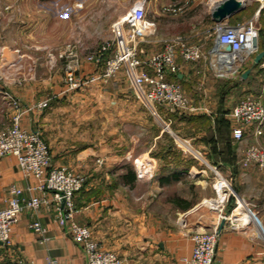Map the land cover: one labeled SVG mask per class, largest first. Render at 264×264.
Instances as JSON below:
<instances>
[{"label": "crops", "instance_id": "0c3cea01", "mask_svg": "<svg viewBox=\"0 0 264 264\" xmlns=\"http://www.w3.org/2000/svg\"><path fill=\"white\" fill-rule=\"evenodd\" d=\"M218 1L220 0H208V15L210 8ZM251 3L254 8L249 16L256 18L257 26L264 35V29H261L264 28V7L259 9L258 4L251 1L244 10L237 14L241 15L249 11ZM237 14L230 17L228 21ZM56 19L55 16L54 20ZM38 26L39 28H0V88L2 91L18 94L22 101L28 104L48 96H63L62 62L55 58L52 60L53 65L51 62L40 61L41 56L44 59L47 52L52 54L51 50L54 49L57 53L62 48L61 28ZM70 37L74 39L72 31ZM69 43L76 44L77 41L71 40ZM156 43L157 40L153 37L149 42L141 44L140 54L146 56L161 50L162 45L155 50ZM81 45L78 44L77 49L83 57L89 50L97 48L100 44L89 47L84 43V48ZM18 48L25 50L19 52ZM178 63L181 65L180 73L176 76H169V79L178 82L183 90L187 89L189 92L191 90V85H188L190 79L210 70L207 62L184 64L179 59ZM46 67L50 72L46 70ZM249 68L250 72L244 79L241 78V74L246 69H241L238 83L243 84L244 91L248 94L251 92V86L255 82L259 83L257 98L260 100L263 98L262 103L264 104V88L258 66ZM123 77L124 80L127 79ZM18 80L24 85L21 89L11 85ZM103 85L105 83L100 86L102 89L95 87L86 90L85 95L92 96L95 93V96L105 98L104 101L118 96L122 105H125L127 100L136 98L133 91L113 92L104 89ZM103 100V103H107ZM126 107L115 106L117 115L123 113ZM142 107L133 105L132 108L134 113H138L134 117L133 128L137 129L139 136L145 133L146 123L147 128L155 127L156 129L159 124L156 121H159L160 114L164 117L163 119L168 120L169 123L164 125L168 127L171 124L177 127L186 125L188 128L195 129L208 123L212 126V123L217 121V116H214L212 120L204 115L179 117L161 106H159L160 109L157 106L156 108L150 106V110H144ZM61 108V104L54 103L43 112L37 113L36 116L29 114L23 121V126L41 129L43 139L49 145L55 166H67L78 172L83 171L89 174L82 190L74 196V220L90 228L94 240L100 244L101 248L115 252L122 260V264H180L182 257L190 256L193 245L190 238L192 232L201 227L210 229L219 224L217 216L208 217L197 205L198 200L204 197L207 187L202 180L205 171L201 165L194 166L196 165L194 160L197 158L193 156L192 162L182 153L177 155L170 154V152L163 155L136 153L132 155L136 159L131 163L128 158L129 153L126 151L105 153L91 145L79 146L77 142L71 139L63 140L61 136L60 128L63 125L58 119V112L62 111ZM106 109H100L98 112H109L110 107ZM144 111L151 116H146L147 113ZM228 111L227 108L225 113ZM11 115L8 100L0 94V130L9 125ZM73 115L76 116V113ZM146 117L149 122L146 121ZM150 119H153V122ZM226 119L229 121L228 118ZM117 121H122L120 116ZM124 122L123 119V126ZM119 123L116 124L117 127L122 126ZM253 131V128L248 129L245 136L253 138ZM156 138L153 139V144L156 143ZM254 139L264 146V124L262 134ZM136 140L134 138L133 142ZM185 143L189 145L192 143L198 146V149L203 150L200 146L204 145L205 139L198 135L193 141L188 140ZM232 149L233 145L230 146V150ZM203 157L211 159L207 155ZM96 160L105 162V168L99 171L94 169L98 166L95 164ZM226 160L236 165L237 153H231ZM128 169H131L134 175L132 183H126L122 179ZM235 170L237 172V169ZM144 173L153 178L149 181L150 183L141 184V177ZM235 174L233 175L235 191L248 203V208L256 215V222H249L248 226L237 230L227 229L224 226L217 239L213 264H264V170L252 168L247 169L241 175L238 172ZM29 185L30 181L22 176L14 157L7 156L0 159V209L7 205L13 188L21 190V198L34 195L28 190ZM143 193L150 194L144 197L149 200L146 206L142 205L145 200L142 198ZM40 196L44 199L51 197L49 194H40ZM175 197L180 199V202L189 203V207L182 209L173 204L171 200ZM164 204L171 208L173 215L176 214L179 218H183L182 223L180 222L182 225L177 220L166 223L161 219L162 215L157 214L156 211ZM35 219L44 228L42 235L29 228V224ZM51 259L56 260V264H82L84 255L58 224L54 205L49 202L47 207L39 210L36 217L30 212H23L19 215L12 228L11 245L0 244V264H46V260Z\"/></svg>", "mask_w": 264, "mask_h": 264}, {"label": "built area", "instance_id": "2783aa9c", "mask_svg": "<svg viewBox=\"0 0 264 264\" xmlns=\"http://www.w3.org/2000/svg\"><path fill=\"white\" fill-rule=\"evenodd\" d=\"M240 1L245 6L252 1L258 4L259 9L264 7V0ZM255 20L253 17L243 23L229 24L227 21L214 24V39L206 51L198 44H190L184 37H174L165 40L161 50L144 56L140 54V45L155 36L156 28L146 18L145 2L138 0L112 23L110 40L89 50L83 57L75 43L66 45L60 52L58 60L62 62V94H73L105 83L123 72L136 97L148 106L159 105L171 113L209 114L210 111L204 105L194 104L181 85L170 80L169 76L180 73L179 59L184 64L207 62L208 68L219 77L238 71L260 51L259 30L255 26ZM50 62L53 65V61ZM257 66L264 88V58ZM2 95L8 98L13 113L9 125L0 130V159L7 156L16 159L22 176L30 181L28 190L34 195L21 198L20 189H11L12 196L7 200V205L0 209L1 245H11L12 228L19 215L30 212L36 217L42 207H47L52 202L58 224L83 252L82 264H122L115 252L101 248L94 240L90 228L74 220V196L81 190L84 176L71 167L53 165L50 149L41 134L32 127L23 126L27 115L35 111L39 113L46 102L27 106L11 93L4 92ZM226 117L233 126L232 138L235 141L241 140L249 128L254 129L253 137L258 138L264 124V104L259 99L247 96L233 105ZM255 164L264 170V146L260 144L246 149L241 160V165L245 168ZM216 178L214 189L218 197L212 203L217 209L219 224L208 231L197 229L192 232L191 254L182 257L180 264H213L217 239L224 226L237 230L248 226L249 222H256L254 213L238 196H235L231 212H224L232 189H229L220 175ZM40 194H49L51 197L44 199ZM237 209L239 211L236 214ZM221 221L224 224L220 228ZM29 228L39 235L44 233V228L37 219L29 224ZM46 264H56V260H46Z\"/></svg>", "mask_w": 264, "mask_h": 264}, {"label": "rangeland", "instance_id": "374dc122", "mask_svg": "<svg viewBox=\"0 0 264 264\" xmlns=\"http://www.w3.org/2000/svg\"><path fill=\"white\" fill-rule=\"evenodd\" d=\"M136 1L138 0H0V28H39L38 25H40V27L44 26L45 28H52L53 26L61 28L60 41L63 45L62 48L59 49L57 53H55L53 49L51 50L52 54L47 52L44 59L42 56L40 59L41 62H50L54 58L58 60L60 52L65 49L66 45L71 44L69 43L71 40L77 41V45L82 44L81 46H83V48L84 43L86 46L95 47L104 41L110 40L112 37L110 30L112 23L124 15ZM143 1L145 2L146 7V18L153 22L156 28V35L154 37L156 38L157 43L155 45V50H158L161 45L163 46L165 40L174 37H184L190 44L200 45L203 51H206L211 46L214 39V36L212 35V27L214 24L207 13L208 0L202 2L198 0L190 2L186 0ZM253 8L254 5L251 3L249 11L241 15L237 14L236 17L230 19L231 21H228L229 24L243 23L248 21L250 18H253L249 16ZM165 9H168L169 11H165ZM55 16L57 17L56 20H54ZM255 26L258 30L260 29L258 28L257 23H255ZM71 31L74 39H71L72 37H70ZM263 45L264 35L261 37L259 35V47ZM17 50L19 52H23L25 49L18 48ZM249 67H252V59L240 67L238 71H234L232 73L229 72L225 77L218 78L211 75L213 74L211 70L205 71V73L199 74L192 77L193 79H190V82L188 83V85H191L190 92L187 89H184L187 97L194 104L204 105L210 111L211 114H205L204 116H207L211 120L214 116H217V120L223 118L228 123L226 122L225 124L223 122L213 121L214 123H212V126H209L210 123H208L195 129L190 127L188 128L186 125H180L177 127V125L171 126V124L168 127L164 126L166 123H169L168 120L163 119L164 117L160 114L159 121H156L159 123H157L158 126L156 129L155 127L151 129L147 128L146 123V131L140 136L137 133V129L133 128L135 124L134 117H136L138 113H134L132 108L133 105H140L143 106L142 108L144 110H150V106L141 101L138 97L135 99L133 98L132 100L126 99L127 101L125 102V105H122V102H119L118 100L120 98L118 96L109 98V101H104L103 99L105 98L95 96V93L92 96L85 95V92H87L86 90L93 89L95 87H97V89H102V87H100L102 86V83L90 86L73 94H63L61 97H44L40 100H34L31 104L23 102L18 94H13V96L21 103L25 105L27 104V106L38 105L39 103L46 102V106L42 108L40 112L48 109L54 103L61 104L62 111L58 112V119L61 120L63 125V127L60 128L61 136L63 140L71 139L72 141L77 142L79 146L91 145L97 147L99 149H97L98 151L102 150L105 153H118L126 151L129 153L128 158L131 163L136 159L132 156L136 153H143V155H163L164 153L169 152L170 154L177 155L182 153L187 158H190L192 162V158L194 156L198 159L194 160V163H196L194 166L198 167L197 164L201 165V168L205 171L203 174L204 178H202V180H204L207 186L204 197L200 198L198 202L197 200L195 201L197 202V205H199L200 209L204 210L208 217H212L217 216V209L212 203V201H216L218 197V193L216 189H214L216 188L215 182L217 175H220V177L230 187L229 189H232V194L224 206V212L229 213L231 212V203H234L235 196L244 200V198L239 196L235 191L233 175L235 176V173L237 172L241 175L243 172L245 173L247 169L250 170L252 168L261 170L256 164L250 165L246 168L241 165V160L245 150L253 145H259L257 139L255 140L254 137H246V130L242 139L235 141L232 138L233 126L231 123L229 124V121L226 119L227 117H225V114H227L225 113V110L227 108L230 109L233 105L245 97L252 96L259 99L257 98L259 83L257 84L255 82L251 86L250 94L244 91L245 89L243 84L238 83V75L241 69H248ZM252 68H256V66ZM46 70L49 71L47 67ZM123 76V72H120L116 75V77L105 82L103 88L109 89L113 92H118V90L132 92V87L127 79L124 80ZM11 85L16 86L18 89H21L24 86L20 80L15 81ZM4 92L5 91H2V94ZM8 93L10 94V92ZM3 97L8 100V98L4 95ZM102 100L107 103H103ZM262 100L263 98H261L260 101ZM8 105L12 114L13 109L10 106L9 100ZM115 106L123 108L124 106L127 107L126 110H123V113L121 112L117 115ZM151 106L152 108H156L157 106V108L160 109L158 105ZM109 107V112H98L100 109H108ZM120 110H122V108ZM221 110L223 112H221ZM71 112L76 113V116ZM144 113L147 112L144 111ZM29 114H35L36 116L37 112L35 111ZM148 114L149 113H147L146 116H151ZM174 115L179 117L184 115L203 116V114L189 115L184 113L179 114L176 112H174ZM118 116H120L122 121L123 119L125 120L124 126L122 125V121H117ZM152 120L153 119H150V121ZM146 121L149 122L148 119ZM117 123L122 126L117 127ZM32 128L37 130L43 139L41 129L37 127ZM198 135L205 139L204 145L200 146L203 150L198 149V146H195L192 143H190V145L185 143V141L188 140L193 141ZM136 137H138V140H136ZM153 137L156 138V143L154 144L153 139L155 138ZM134 138L136 140V144L133 142ZM118 139L121 141H117ZM232 145L233 149L230 150V146ZM47 146L49 147L48 144ZM231 153H237L238 155L236 165H232L231 162L226 160L228 155ZM204 155L209 156L211 159H205L206 157L204 158ZM95 164L98 166L94 167V169L98 171L104 169L106 166V163L102 160H96ZM235 169H237V172ZM96 170L95 172H97ZM78 173L84 176V186L89 174L83 173V171ZM152 179L153 178L151 176L144 173L141 177V184L148 183ZM142 187L145 186L142 185ZM146 195L150 194L143 193L142 198L145 199L144 197ZM146 199L142 202L143 206H146L149 202V200ZM163 200L164 199H162V201ZM244 202L248 205L245 200ZM156 212L157 214L162 215L161 219L166 223H172L176 220L179 224L182 223L181 221L183 218H179L176 214L173 215L174 213L171 212V208L165 204L162 208L159 207ZM252 213L254 212L252 211ZM211 228L207 229L201 227V229L205 231L211 230Z\"/></svg>", "mask_w": 264, "mask_h": 264}, {"label": "water", "instance_id": "95a60500", "mask_svg": "<svg viewBox=\"0 0 264 264\" xmlns=\"http://www.w3.org/2000/svg\"><path fill=\"white\" fill-rule=\"evenodd\" d=\"M245 5L240 0H220L215 3L209 10L210 19L215 23L227 22L230 17L244 10ZM229 50V48H226ZM264 58V49L255 54L252 58V67L257 66L259 62ZM250 68L246 69L242 74L241 78L244 79L248 76ZM224 221L220 222L219 227L221 228ZM0 244H2L0 242Z\"/></svg>", "mask_w": 264, "mask_h": 264}, {"label": "trees", "instance_id": "16d2710c", "mask_svg": "<svg viewBox=\"0 0 264 264\" xmlns=\"http://www.w3.org/2000/svg\"><path fill=\"white\" fill-rule=\"evenodd\" d=\"M259 35H260V37L262 36V33H261V31H259ZM264 49V46H260L259 47V50L261 51V50H263ZM223 119V118H222ZM218 119V120H221L220 122H223V123H226L227 121H225V119ZM217 120V122H219ZM131 169H128V171H127V174H125L123 177H122V179H123V181H126V183H132V181H133V179H134V175L132 174V172L130 171ZM172 203L173 204H175V205H177V206H179V207H181L182 209H186V208H188L189 207V203H187V202H180V199H178V198H172ZM233 207V202L231 203V208Z\"/></svg>", "mask_w": 264, "mask_h": 264}, {"label": "bare ground", "instance_id": "6f19581e", "mask_svg": "<svg viewBox=\"0 0 264 264\" xmlns=\"http://www.w3.org/2000/svg\"><path fill=\"white\" fill-rule=\"evenodd\" d=\"M239 209L236 210V214L238 213ZM247 220H250V218H247Z\"/></svg>", "mask_w": 264, "mask_h": 264}]
</instances>
